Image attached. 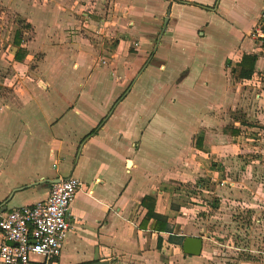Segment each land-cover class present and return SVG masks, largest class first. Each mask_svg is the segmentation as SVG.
<instances>
[{
  "label": "crops",
  "instance_id": "crops-1",
  "mask_svg": "<svg viewBox=\"0 0 264 264\" xmlns=\"http://www.w3.org/2000/svg\"><path fill=\"white\" fill-rule=\"evenodd\" d=\"M262 19L264 0H0V213L44 199L52 181L73 176L83 185L58 264H211L205 252L211 259L216 248L205 235L183 231L194 228L190 215L204 206L178 202L181 190L166 186L175 172L182 180L202 175L200 165L213 157L230 161L221 149L227 145L216 143L221 136L235 145L242 131L225 134L222 116L245 107L248 84L264 71V50L249 35ZM38 52L36 82L25 84L23 67ZM243 53L259 54L251 79L231 73ZM148 78L143 100L132 103ZM256 96L264 100V84ZM183 98L205 103L177 137L172 162L163 164L167 121L158 102ZM239 145L236 155L246 157L249 145ZM239 161L238 175L231 162L226 167L229 184L240 187L246 210L258 213L264 154ZM144 196L167 216L172 234L202 238L199 255L184 254L151 221L141 224Z\"/></svg>",
  "mask_w": 264,
  "mask_h": 264
},
{
  "label": "rangeland",
  "instance_id": "rangeland-1",
  "mask_svg": "<svg viewBox=\"0 0 264 264\" xmlns=\"http://www.w3.org/2000/svg\"><path fill=\"white\" fill-rule=\"evenodd\" d=\"M82 40L84 38H79L77 43H80ZM90 42L94 44L93 41L90 40ZM153 44H155V41ZM261 55L264 56V53H261ZM41 56L42 54L38 52L35 54V59L25 63L26 66L22 70L25 84L26 81L35 84L36 78L32 80L35 76L32 74V71L35 69L36 62ZM52 56L53 54L50 55L51 58ZM20 67L22 66H19V69ZM15 72L16 69L14 68L8 70V74L10 75ZM17 72L18 74L20 73L19 70ZM258 73L259 77L257 75L254 76L252 79L253 83L250 82L248 84L250 90L248 89V101H244L245 107L237 104L228 109V117L222 116V119H224L223 124L226 123L225 126L231 128L233 126H241L239 122L242 120H245L244 122L246 123L241 126L242 134L238 138L232 139V143H236L235 145L224 139L225 137L220 136L218 138L216 144L227 145V147H222L221 149L222 151L226 150L227 155L232 156L230 161L224 164L221 162V159L213 157L210 163L209 161H205L200 165L201 170L197 174L202 175L196 176L193 179L189 177L182 180V178H179L180 175L175 172L174 175H171L174 179L168 181L166 186L171 193H178L181 190L182 198L174 197L178 202L182 201L192 204V202L197 201V203L204 206L203 210L190 215L188 223L190 222L194 228H185L183 231L186 232L188 230L187 232H194L200 236L205 235L203 237L205 238V242L207 241V247L209 249L216 248L215 255L211 259L208 254L209 250L207 253L205 252L211 264H264V199L261 204L263 210L258 211V213H248L245 206L248 202L239 197L238 188L240 187L229 184L230 180L227 177L228 170H226V167H229L231 162L233 173L237 171L238 175L240 169L239 158L243 159V161H250V158L255 159L257 156H263L264 154V118L257 119L255 117L256 112L264 110V100L261 101L263 97L258 100L256 96L257 93H260L262 84H264V79H261L264 78V71ZM255 81H260L262 84L257 87ZM25 84L17 86L26 93L29 86ZM140 84L145 88L142 92H133L135 94L130 97L132 103H140V100H143V98L140 99L142 93L146 92V88H150L153 82L152 79L148 78V80H144ZM35 86L37 87V85ZM14 87L11 85L10 90ZM49 91L53 92L50 89ZM204 103V100H190V98L177 99L176 103L158 102L159 109L163 111V120L167 121V123H163V164L172 162L174 153L177 151L176 144L179 140L177 137L180 135L182 129L187 128L193 113L202 109ZM149 106L155 107L156 104L152 101L149 102ZM225 126L223 129H225ZM197 136V133L193 134L192 140L194 142H196ZM236 140L240 142L237 143ZM243 143H247L249 145L247 148H250L251 151L244 158H242V155H236L237 148L240 147L239 144ZM207 169L210 171L208 172ZM193 170H195V167ZM209 175L213 176L215 182L211 183ZM237 175L236 177L232 176L231 181L237 179ZM260 177V181L264 185V170ZM205 189L210 190V193L204 192L203 190ZM262 191L261 196L264 197V188ZM207 237H210V239H207Z\"/></svg>",
  "mask_w": 264,
  "mask_h": 264
},
{
  "label": "built area",
  "instance_id": "built-area-1",
  "mask_svg": "<svg viewBox=\"0 0 264 264\" xmlns=\"http://www.w3.org/2000/svg\"><path fill=\"white\" fill-rule=\"evenodd\" d=\"M249 35L261 44L264 22ZM82 185L77 177L60 178L44 199L1 212L0 264H58L71 227V203Z\"/></svg>",
  "mask_w": 264,
  "mask_h": 264
},
{
  "label": "trees",
  "instance_id": "trees-1",
  "mask_svg": "<svg viewBox=\"0 0 264 264\" xmlns=\"http://www.w3.org/2000/svg\"><path fill=\"white\" fill-rule=\"evenodd\" d=\"M262 22H264V19H262ZM14 43L19 45L20 38L18 34H15L14 37ZM260 47L262 50H264V38L260 44ZM20 52V50H18ZM18 53V52H17ZM258 53H243L241 55L240 60L237 62L236 66L231 69V73L235 79H251L252 75L255 72V63L258 58ZM17 57H20V54H17ZM246 123L243 121H240V125H245ZM224 133L230 135L231 137H236L240 135L241 132V126H233L228 127L225 126ZM96 129L91 130L87 136L92 135ZM202 142V139L200 137L197 138L196 143L200 147ZM250 152H247L246 154H249ZM245 154V155H246ZM242 154H239L241 156ZM244 157V155H242ZM141 205H143L146 208V213L144 214V217L142 218L141 224H147L149 221H151L150 228L156 231H163L168 233L167 239L170 242L175 243L176 245H179L181 247L182 241L184 239V235H174L173 228L171 224L167 221V216L159 214L154 211V200L150 196H144L141 199ZM248 213H251V211L246 210Z\"/></svg>",
  "mask_w": 264,
  "mask_h": 264
},
{
  "label": "water",
  "instance_id": "water-1",
  "mask_svg": "<svg viewBox=\"0 0 264 264\" xmlns=\"http://www.w3.org/2000/svg\"><path fill=\"white\" fill-rule=\"evenodd\" d=\"M58 181L59 179L52 182H58ZM181 249L184 254L199 255L202 250V238L200 236H185L181 244ZM85 264H110V263L108 260L102 259Z\"/></svg>",
  "mask_w": 264,
  "mask_h": 264
}]
</instances>
